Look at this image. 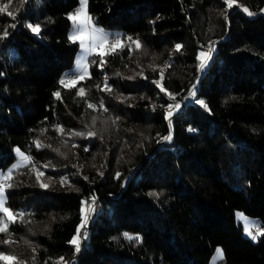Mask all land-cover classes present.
Returning <instances> with one entry per match:
<instances>
[{
  "label": "trees",
  "instance_id": "1",
  "mask_svg": "<svg viewBox=\"0 0 264 264\" xmlns=\"http://www.w3.org/2000/svg\"><path fill=\"white\" fill-rule=\"evenodd\" d=\"M79 4L10 0L15 19L0 13V174L17 147L32 161L3 187L30 223H10L0 252L21 264H210L221 244L222 264H264V235L236 217L242 209L264 228V0H88L92 20L121 30L125 46L90 54L91 77L65 88ZM92 197L76 253L69 241Z\"/></svg>",
  "mask_w": 264,
  "mask_h": 264
},
{
  "label": "snow or ice",
  "instance_id": "2",
  "mask_svg": "<svg viewBox=\"0 0 264 264\" xmlns=\"http://www.w3.org/2000/svg\"><path fill=\"white\" fill-rule=\"evenodd\" d=\"M225 3L229 8L233 6L235 3V0H225ZM88 0H80V7L74 12L69 14V19L73 22L74 26V34L70 36V39L75 41H79L81 48L88 54H92L96 49L103 47L105 43L108 42V35L103 33L101 30H98L94 27L92 23V17L89 15L87 10ZM10 8V0L8 3H0V13H6L8 16H11L13 19H15V13L13 11L9 10ZM244 11L248 12L249 15H253L254 13L250 12L247 8L244 9ZM11 27H15V24H12ZM27 27H29L33 32L39 33L40 31V25L39 24H28ZM9 35L7 30H4L3 34L0 35V39H4ZM127 39L132 42L135 45L136 49H139L142 47V45L139 42V39L137 38L135 41H133L132 37H127ZM121 43L120 37H116L115 43L112 45V52H116L117 50H120L124 47ZM182 46L176 45L177 50H179ZM109 53H102V55H106ZM202 62L200 64V67L203 68L205 66V62L208 57L205 53H201ZM85 58H82L80 61H77L78 65L81 67V72L79 75L75 76H69L66 75L64 79L60 80V84L63 85L65 88H76L78 83L85 78H90L91 73L89 72V65L86 62H82ZM161 80H163V71H161ZM158 86L161 87V91H167L163 86L161 85L160 81H156ZM99 87V85H97ZM105 89L108 91H111V88L105 83ZM193 91L189 93L191 96H195V84L192 86ZM169 98L172 100H175V96L172 93H167ZM54 95L57 98H60V93L56 92ZM77 95L83 97L86 95V89L84 87L78 88ZM201 105H203L205 108H207V104L204 103V101L200 100L198 101ZM89 108H95L96 106L93 104L88 105ZM181 107L180 103L175 104H169L167 106V118L169 120V124H171V117L174 114L173 109H179ZM155 108V106H153ZM61 133L64 132V129L61 127L58 129ZM74 135H84V133H74ZM89 135H95V133H89ZM163 140H171L172 136L171 133L169 135L162 137ZM36 146L41 147V143L39 141H36ZM17 154L20 157V162L13 165V169H17L21 167L25 162L31 163V157L26 155L24 152H21L19 148L16 149ZM47 167V165H45ZM35 171V169H34ZM42 175V173H39L37 176V179H39V176ZM101 175H103L101 173ZM12 179V170H9L6 174H0V180L4 181V187H11V183H7ZM87 179V177H85ZM67 178H64V180L61 181V183H65ZM42 187H47L46 184H41ZM3 193V187H0V213L3 214L2 217H0V233H8L9 230V224L10 223H30V221H26L24 217L26 216V213L24 211L20 212H14L10 207L7 206L6 197L2 195ZM83 207L81 209L83 214V219L80 223V225L77 228L76 235L73 236V238L69 241L72 245L75 247V252L79 253L80 251V236H81V229L84 228V226L87 224L90 213L95 211L94 205H95V197L91 198V203H89L88 200H85L82 202ZM243 219V217H241ZM249 235H252L251 230L248 232ZM261 235H264V231L260 232ZM86 235V233L84 234ZM127 235V234H125ZM129 239H132V237H128ZM253 239H256V236L253 235ZM3 243H14L12 240H5ZM35 251V249H33ZM223 250L217 249L216 250V259L223 260ZM0 261H4L5 264H21V262L18 261V258L15 255H8L3 252H0ZM58 264H65L64 258L61 257Z\"/></svg>",
  "mask_w": 264,
  "mask_h": 264
},
{
  "label": "rangeland",
  "instance_id": "3",
  "mask_svg": "<svg viewBox=\"0 0 264 264\" xmlns=\"http://www.w3.org/2000/svg\"><path fill=\"white\" fill-rule=\"evenodd\" d=\"M80 7V4L78 5L77 9ZM87 10H88V5H87ZM75 11H73L72 13H74ZM92 23L94 25V27L98 30H101L103 33L107 34L108 35V42L105 43L103 45V47L101 48H98L96 49L94 52H100V53H104L108 50H111L112 49V45L115 43V40H109V36L111 34H115L117 35V37H120L121 39V43L123 42V38L121 37V33L122 31L119 30V29H112V28H107V27H104V26H101V25H98L96 24L93 20H92ZM74 34V26L72 25V28H71V31H70V36H72ZM211 49V44L208 43V44H205L203 46V49L200 50V54L203 52L205 53L208 57L209 55L205 52V51H209ZM205 50V51H204ZM89 56L90 54L86 53L80 46V43H79V50L77 52V55H76V58H75V63L73 65V70H75L77 72V75L80 74L81 72V67L78 65L77 61H80L82 58H85L82 62H86L88 63L89 62ZM207 63V60L205 62V65ZM89 70V69H88ZM19 148V147H17ZM20 149V148H19ZM20 151L22 152V150L20 149ZM20 162V157H18L7 169L5 172H3L2 174H6L9 170H12L13 169V165L17 164ZM2 195L4 197H6V191H5V188H3V193ZM89 203H91L90 200H88ZM236 217L238 220H241L242 221V224H243V229H244V232L248 234L249 230H251L252 232V235H249V236H252L253 237V230H258V233L255 234L254 236H256V238L258 237V234L264 229L262 226H260L259 224L255 225L256 221H257V218L254 217V216H251L249 214H247L245 211H243L242 209H237L236 210ZM243 217V219L241 218ZM80 225V224H79ZM82 230L81 229V236H80V243H81V240H82V237H83V233H82ZM77 232V231H76ZM76 232L74 234V236L76 235ZM222 249L223 250V255H224V249H223V246L221 244L217 245L212 257H211V261H210V264H222L221 263V260H218L216 259V250L217 249ZM9 255V253H7ZM60 261V260H59ZM58 261V262H59ZM55 263V264H58ZM65 264H68V262L66 260H64Z\"/></svg>",
  "mask_w": 264,
  "mask_h": 264
},
{
  "label": "built area",
  "instance_id": "4",
  "mask_svg": "<svg viewBox=\"0 0 264 264\" xmlns=\"http://www.w3.org/2000/svg\"><path fill=\"white\" fill-rule=\"evenodd\" d=\"M116 37H117V35H115V34H111L110 36H109V40H115L116 39ZM66 75H69V76H75V75H77V73H75V72H70V73H67ZM66 75L64 76V77H66ZM4 181H2V180H0V187H4ZM7 183H9V181L7 182ZM258 229V228H257ZM253 230V234H256L257 233V231L258 230Z\"/></svg>",
  "mask_w": 264,
  "mask_h": 264
},
{
  "label": "crops",
  "instance_id": "5",
  "mask_svg": "<svg viewBox=\"0 0 264 264\" xmlns=\"http://www.w3.org/2000/svg\"><path fill=\"white\" fill-rule=\"evenodd\" d=\"M89 13V12H88ZM89 15H90V13H89ZM91 16V15H90Z\"/></svg>",
  "mask_w": 264,
  "mask_h": 264
}]
</instances>
